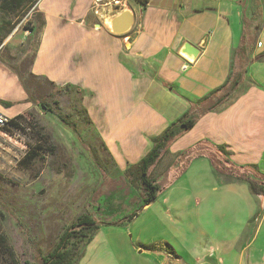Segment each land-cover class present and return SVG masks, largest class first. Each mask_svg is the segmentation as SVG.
Listing matches in <instances>:
<instances>
[{
    "label": "crops",
    "instance_id": "crops-1",
    "mask_svg": "<svg viewBox=\"0 0 264 264\" xmlns=\"http://www.w3.org/2000/svg\"><path fill=\"white\" fill-rule=\"evenodd\" d=\"M34 6L44 25L31 72L55 86L82 89L86 115L120 170L142 158L233 68L245 69L233 96L202 114L159 159L172 158L168 169L177 179L196 160L179 173L174 164L181 153L202 148L205 154L195 157L202 159L197 191L176 195L173 186L166 198L161 192L159 202L143 206L130 221V233L116 230L113 250L108 242L100 247V227L83 264L95 243L100 264H264V188L252 194L247 182L215 167L224 160L216 146L230 152L226 158L236 166L259 170L264 156V59H256L264 52V0H37ZM124 10L132 13V24L115 34L106 23ZM242 41L246 49L238 54ZM186 44L197 49L191 61L182 53ZM175 86L187 97L173 96ZM26 98L17 76L0 64V100L13 103L0 105L5 114L29 109ZM203 180H210L207 188ZM180 219L187 222L177 225Z\"/></svg>",
    "mask_w": 264,
    "mask_h": 264
},
{
    "label": "rangeland",
    "instance_id": "rangeland-1",
    "mask_svg": "<svg viewBox=\"0 0 264 264\" xmlns=\"http://www.w3.org/2000/svg\"><path fill=\"white\" fill-rule=\"evenodd\" d=\"M34 8L14 14L0 11V35L3 37L0 64L22 72L24 86L34 101L23 112L27 114V122L22 130L0 131V228L13 248L18 264H38L41 257L53 251L63 232L78 217L87 214L98 220L114 221L136 209L140 198V187L130 185L81 111V94L71 87H57L40 79H30L25 73L21 63L30 59L39 39L38 33L26 29L27 21H31L36 13ZM175 87L178 95L173 96L178 99L186 96L185 90ZM155 90H150V98ZM6 91L12 92V87ZM58 116L74 123L76 131ZM36 136L46 138L36 142ZM37 143L41 145V149L36 150L37 155L23 159L29 145ZM228 155L231 157L232 154L228 152L225 156L228 158ZM171 159L169 156L161 159L149 171L151 179L159 180L158 195L162 192V198H166L168 193L173 194V186L176 195L180 191L194 194L202 181L197 173L202 159L194 158L191 168L184 170L185 174L177 179L170 176ZM257 164L258 173L263 174L264 156ZM203 181L207 188L210 180ZM160 200L158 197V202ZM186 222L180 219L177 225ZM131 227V222L119 228L103 225L98 237L103 243L100 247L105 248L108 242L113 250L116 230L120 234L130 233ZM99 232L94 231L87 243L81 242L83 245L72 264H83L87 247ZM91 245L88 264H100V248L96 243ZM0 264H7L1 256Z\"/></svg>",
    "mask_w": 264,
    "mask_h": 264
},
{
    "label": "trees",
    "instance_id": "trees-1",
    "mask_svg": "<svg viewBox=\"0 0 264 264\" xmlns=\"http://www.w3.org/2000/svg\"><path fill=\"white\" fill-rule=\"evenodd\" d=\"M37 0H0V11L4 14H14L18 13L21 10H25L28 8H34ZM142 4H145L147 0H139ZM36 22V24H35ZM29 26L26 29L33 31V34L38 33L40 35V31L44 25L43 16L41 13L37 12L34 14L33 18L27 21ZM1 32V29H0ZM3 37L0 35V43L2 42ZM244 42V41H242ZM38 44V39L34 45L33 53L28 61H23L21 64L25 73L28 75L30 79H40L43 82L50 83L54 85L52 82L47 80L44 77L36 76L31 72V66L34 61L35 51ZM246 49V44L240 46L238 54L244 52ZM256 59H264V52L257 56ZM247 63V60L246 62ZM5 67L14 73L23 90L25 91L27 98V102H34L30 96L29 91L24 86L22 72L17 70L16 68H12L5 64ZM245 69L237 70V68H233L232 71L228 74V77L224 81V83L212 90L207 96L199 100L197 103L193 104L190 110L184 113L180 118L171 123L162 134L154 140L152 147L150 150L140 158L136 163L128 165L123 170V175L126 176L129 180V183L134 188L140 187V198L139 205L136 209L131 211L128 214L123 215L117 220L114 221H102L98 220L89 215H82L77 218L74 222H72L68 228L63 232L60 237V240L56 247L50 252L47 256L41 257L39 259L38 264H72L75 257L78 255L79 249L84 243H87L94 231L98 230L103 225H113V226H122L130 221H132L137 215L139 210L145 206L153 202L160 190V186L158 183H155L153 179L150 178L149 170L153 167L161 158L163 153L167 150V147L171 142L179 138L186 131L190 130L195 124L196 120L204 113L213 111L215 108L223 105L227 102L233 94L237 91L238 87L243 81ZM55 86V85H54ZM58 87V86H57ZM65 87H71L77 93L81 94L80 101L82 100V89L79 87H74L70 85H66ZM0 105L4 108H9L13 105L12 102L0 100ZM42 106V105H41ZM43 107V106H42ZM44 109V108H42ZM48 111H51V108H47ZM81 111L84 113L85 118L88 119L86 115V110L83 105L81 107ZM27 114L21 113L14 117H12L7 125H5L2 129L4 132H9L12 130H22L23 125L27 122ZM59 119L65 123L67 126L71 127L73 131H76V125L66 120L62 116H58ZM46 137H38L36 136V142H43ZM51 147V146H49ZM218 151L222 156H224L223 163L219 166H215L216 169L226 176H230L236 180H242L248 183L249 190L252 194H260L264 188V174L258 173L257 169L253 165H243L236 166L232 164L227 158L226 153L221 149L220 146H216ZM41 149V145L39 143L33 145H29L27 151L23 159H32L37 155L36 150ZM198 149V150H197ZM52 151V150H51ZM204 150L202 148H190L183 153H181V157L178 158V161L175 162L174 167L178 169L177 171H182L191 159L199 156H203ZM224 162L228 164V166L224 165ZM184 171V170H183ZM81 242L83 244L81 245ZM0 256L2 259L6 260L7 264H18L15 253L11 245L8 243L6 236L2 233L0 228Z\"/></svg>",
    "mask_w": 264,
    "mask_h": 264
},
{
    "label": "water",
    "instance_id": "water-1",
    "mask_svg": "<svg viewBox=\"0 0 264 264\" xmlns=\"http://www.w3.org/2000/svg\"><path fill=\"white\" fill-rule=\"evenodd\" d=\"M132 20L133 16L130 10H124V12L119 14V16L111 18L106 24L111 32L115 34H123L130 29ZM182 53L184 54L185 58H187V60L191 61L196 56L197 49H192L189 44H186L182 50ZM41 108L43 107L41 106Z\"/></svg>",
    "mask_w": 264,
    "mask_h": 264
},
{
    "label": "built area",
    "instance_id": "built-area-1",
    "mask_svg": "<svg viewBox=\"0 0 264 264\" xmlns=\"http://www.w3.org/2000/svg\"><path fill=\"white\" fill-rule=\"evenodd\" d=\"M257 46L260 47L261 43H257ZM12 117H9L8 115L5 114L4 110L0 107V131H2L3 127L5 125H7L8 121L11 119Z\"/></svg>",
    "mask_w": 264,
    "mask_h": 264
},
{
    "label": "flooded vegetation",
    "instance_id": "flooded-vegetation-1",
    "mask_svg": "<svg viewBox=\"0 0 264 264\" xmlns=\"http://www.w3.org/2000/svg\"><path fill=\"white\" fill-rule=\"evenodd\" d=\"M116 5H117V4H116ZM116 5H115V6H116Z\"/></svg>",
    "mask_w": 264,
    "mask_h": 264
},
{
    "label": "bare ground",
    "instance_id": "bare-ground-1",
    "mask_svg": "<svg viewBox=\"0 0 264 264\" xmlns=\"http://www.w3.org/2000/svg\"><path fill=\"white\" fill-rule=\"evenodd\" d=\"M108 21V20H107Z\"/></svg>",
    "mask_w": 264,
    "mask_h": 264
}]
</instances>
